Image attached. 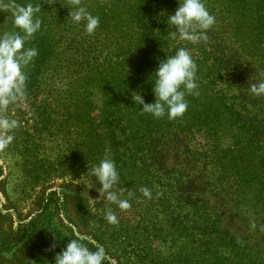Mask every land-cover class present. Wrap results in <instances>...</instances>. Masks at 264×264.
I'll return each mask as SVG.
<instances>
[{
  "label": "trees",
  "instance_id": "1",
  "mask_svg": "<svg viewBox=\"0 0 264 264\" xmlns=\"http://www.w3.org/2000/svg\"><path fill=\"white\" fill-rule=\"evenodd\" d=\"M29 2L41 6L42 28L26 41L39 53L28 79L46 83L51 104L75 108L91 160L80 169L113 160L131 205H112L116 225L80 207V232L93 237L82 243L103 247L104 264H122L116 253L126 240L142 264H264V95L250 92L264 81V0H203L216 23L195 44L169 35L178 0H80L99 17L92 35L70 18L73 0L21 4ZM10 16L0 12L7 32ZM180 48L197 65L198 95H186L176 119L143 113L133 96L155 102V70ZM71 239L48 227L32 242L55 262Z\"/></svg>",
  "mask_w": 264,
  "mask_h": 264
},
{
  "label": "rangeland",
  "instance_id": "2",
  "mask_svg": "<svg viewBox=\"0 0 264 264\" xmlns=\"http://www.w3.org/2000/svg\"><path fill=\"white\" fill-rule=\"evenodd\" d=\"M3 28L0 22V35L7 32ZM18 31L13 27L11 32ZM25 47H29L28 42ZM33 63L24 70L28 80L24 98L9 105L7 112H0V118L19 122L11 133L0 130V136L14 137L0 149V264H55L45 252L35 250L32 237L36 232L57 227L73 238L76 233L82 236L77 216L80 207L81 213L92 208L100 217L109 205L114 208L107 200L101 201L100 186L95 185L88 170L80 169L84 158L87 163L91 160L75 108L67 111L63 103L51 104L46 83L42 81L39 87L28 79ZM61 193L68 196L69 208L62 205ZM90 231L84 229L87 234ZM129 244L133 245L126 240L116 253L122 264H142L137 257L141 252H131ZM108 249L116 252L114 246Z\"/></svg>",
  "mask_w": 264,
  "mask_h": 264
},
{
  "label": "clouds",
  "instance_id": "3",
  "mask_svg": "<svg viewBox=\"0 0 264 264\" xmlns=\"http://www.w3.org/2000/svg\"><path fill=\"white\" fill-rule=\"evenodd\" d=\"M52 3V0H48ZM179 7L174 15L167 18V24L174 30L169 33L172 39L198 43L207 40V32L216 23L215 17L207 10L203 0H178ZM74 10L70 9V18L77 24L83 23L87 34L92 35L99 27V17L93 16L84 7L80 0H73ZM40 5L32 3L21 4L16 0H0V12H10L13 27L18 32H4L0 35V112H7L9 105L17 103L25 96L27 76L25 69L38 56V49L25 47L26 41L37 34L42 28V20L38 16ZM22 33V34H21ZM197 65L185 48H180L174 56H167L161 60L155 70L153 92L154 103H146L139 94L133 96L136 104L142 105L141 111L149 113L154 118H161L167 114L168 119L182 117L187 109L186 95H198L196 83ZM250 92L254 96L264 95V81L250 85ZM19 126L16 119L0 118V130L11 133ZM11 134L0 136V149L5 148L13 141ZM89 175L95 177L102 187L97 191L100 198L104 197L120 210L131 207L129 200L121 199L124 189L117 187L120 181L116 164L111 159H103L96 166L89 169ZM119 189V191H117ZM140 191L147 198L152 193L147 188ZM133 195L129 192V196ZM105 220L112 225L119 223L115 212L108 208L104 212ZM89 239L75 234V238L66 248L55 255V264H104L106 254L103 247L91 250L82 241ZM55 248V245H53Z\"/></svg>",
  "mask_w": 264,
  "mask_h": 264
}]
</instances>
